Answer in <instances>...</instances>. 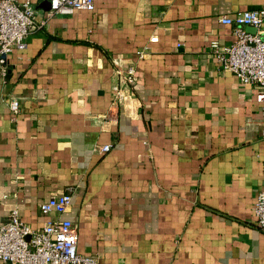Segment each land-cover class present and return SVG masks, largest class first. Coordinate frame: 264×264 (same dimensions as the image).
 <instances>
[{"label":"crops","instance_id":"0c3cea01","mask_svg":"<svg viewBox=\"0 0 264 264\" xmlns=\"http://www.w3.org/2000/svg\"><path fill=\"white\" fill-rule=\"evenodd\" d=\"M30 1L41 18L48 0ZM260 8L264 0L96 1L31 33L0 80V226L16 210L38 230L57 218L39 205L69 192L61 218L78 253L99 264H264L253 214L264 104L213 54L234 40L220 17ZM131 65L134 84L118 103L115 71Z\"/></svg>","mask_w":264,"mask_h":264},{"label":"built area","instance_id":"2783aa9c","mask_svg":"<svg viewBox=\"0 0 264 264\" xmlns=\"http://www.w3.org/2000/svg\"><path fill=\"white\" fill-rule=\"evenodd\" d=\"M96 1L108 0H48L49 10L38 18V12L30 0H0V80L7 72V57L14 51L26 48V38L43 30L47 22L56 16H70L76 11L91 12ZM222 25L233 28L234 40L227 46L215 47L213 54L222 72L231 73L242 85H252L257 91L255 100L264 104V8L237 12L219 19ZM252 28L254 33L246 31ZM157 37L149 39L156 43ZM138 59L145 51L136 52ZM135 66L116 69L121 87L115 92L118 103L124 99L126 89L134 84ZM9 110L15 115L19 102L12 98ZM264 137V123L262 125ZM109 147H101L105 152ZM71 205V194L52 196L39 205L45 217L57 215L40 229L32 230L19 217L16 210L10 212L7 222L0 226V262L3 264H99L95 256H86L77 251L78 235L73 223L62 219ZM255 226L264 232V188L259 191L253 205ZM111 264V263H108Z\"/></svg>","mask_w":264,"mask_h":264},{"label":"water","instance_id":"95a60500","mask_svg":"<svg viewBox=\"0 0 264 264\" xmlns=\"http://www.w3.org/2000/svg\"><path fill=\"white\" fill-rule=\"evenodd\" d=\"M40 8H42L44 11H48L49 10V2L47 1L46 3L42 4L39 6Z\"/></svg>","mask_w":264,"mask_h":264}]
</instances>
